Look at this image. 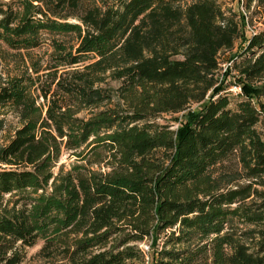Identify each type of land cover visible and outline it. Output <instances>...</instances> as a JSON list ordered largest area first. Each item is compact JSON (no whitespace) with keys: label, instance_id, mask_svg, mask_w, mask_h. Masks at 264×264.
Listing matches in <instances>:
<instances>
[{"label":"trees","instance_id":"obj_1","mask_svg":"<svg viewBox=\"0 0 264 264\" xmlns=\"http://www.w3.org/2000/svg\"><path fill=\"white\" fill-rule=\"evenodd\" d=\"M243 6L260 27L230 68L264 81V0ZM244 24L222 0H0V42L52 47L0 74V264L40 242L50 264L145 261L146 238L148 264H264L262 114L215 77Z\"/></svg>","mask_w":264,"mask_h":264},{"label":"rangeland","instance_id":"obj_2","mask_svg":"<svg viewBox=\"0 0 264 264\" xmlns=\"http://www.w3.org/2000/svg\"><path fill=\"white\" fill-rule=\"evenodd\" d=\"M223 6L228 9H232L238 15H242L245 18V24L242 28V35L234 43L233 48L230 50H223L219 55V69L215 73L217 78V86L226 91L231 98V106H234L238 98L242 97L241 94H246L251 97L253 103L259 109L262 114V122L258 124V130L262 133L264 138V96L262 90L264 89V81L249 82L244 81L243 78L232 68L231 58L239 53L246 45V40L252 34L254 30L260 27L259 22L253 19L248 20L247 12L243 6L244 0H222ZM58 39L64 40L67 44H75L76 38L74 36L58 37ZM52 47L49 44H44L40 48L25 50H12L5 44L0 42V74L5 76L6 74L14 75L22 71H25L30 67V60H34L43 65L50 58V52ZM31 71V69H29ZM110 86L114 88L116 83L109 81ZM211 99V95H207L206 98L199 103L191 104L186 110L179 113H162L154 120L159 123H168L171 128L178 130L182 125L189 124L194 115L199 112L205 104ZM40 100V99H39ZM115 100V99H114ZM116 102L107 103L106 108L114 106ZM87 111L84 110L79 113V116L86 115ZM73 158H68L67 154H63L60 158V162L65 164L69 163ZM162 234H160L161 239ZM159 243V240H157ZM144 253L145 261L129 260L126 264H148V259L152 248H150L151 240L146 238L142 242L134 243ZM41 246V242L31 248H26V257L22 264H50L49 261L44 260L38 255V250Z\"/></svg>","mask_w":264,"mask_h":264}]
</instances>
